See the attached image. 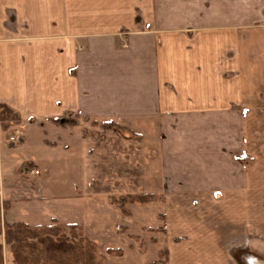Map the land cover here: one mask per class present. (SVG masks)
I'll return each mask as SVG.
<instances>
[{
    "label": "crops",
    "instance_id": "crops-1",
    "mask_svg": "<svg viewBox=\"0 0 264 264\" xmlns=\"http://www.w3.org/2000/svg\"><path fill=\"white\" fill-rule=\"evenodd\" d=\"M6 108L23 127L0 144L9 223L79 224L103 264L253 263L264 0H0ZM33 132L14 189L7 162Z\"/></svg>",
    "mask_w": 264,
    "mask_h": 264
},
{
    "label": "rangeland",
    "instance_id": "rangeland-1",
    "mask_svg": "<svg viewBox=\"0 0 264 264\" xmlns=\"http://www.w3.org/2000/svg\"><path fill=\"white\" fill-rule=\"evenodd\" d=\"M9 117H13L12 121H10L11 118ZM19 125V121L17 120V118H14V116L10 115V111L6 109H2V112H0V144L4 143L6 145H16L19 144L21 142L20 141H13L10 138H12L13 136L16 135V130H21V132H23V127H21ZM105 128H108V126H105ZM111 129H115L114 127L110 126ZM23 136V133H22ZM21 136V137H22ZM32 143L30 144V146H28V148H26L25 150L23 149H16L14 151V153L9 157L8 159V176L9 179L7 181V184L10 186H12L14 189L21 188V181H17V177L15 176V171H13L14 166L17 167L18 164H20V162L24 159L25 155L31 154L32 156L35 155L34 153H37L40 151L39 147V134L37 132H33L32 133ZM0 156H1V152H0ZM17 159L19 160L18 164ZM62 162L58 163V166L62 165ZM28 168H33L32 166H27L25 165L22 168V172L25 169V172L28 170ZM136 169L141 170L142 167H136ZM122 170V168H121ZM121 170L119 168V172L121 173ZM116 171V170H114ZM55 173V172H54ZM22 174V173H21ZM23 177L27 178V176L23 173L22 174ZM55 177H53L52 179L50 178L51 181H58L61 180V176L60 173L55 174ZM29 177V176H28ZM32 177V176H31ZM57 186V185H56ZM55 186V187H56ZM2 200V202H1ZM0 200V243L2 244V248H3V261L4 264H13L14 263V254H13V248L12 245L13 243H9V241L7 240V226L4 222L7 221L6 219V198H5V194H3V198ZM120 199H116L114 201V203H116L118 206L119 203H117V201H119ZM132 200H135L132 198ZM128 200H126L127 202ZM125 202V204H126ZM124 204V206H125ZM121 207V206H120ZM122 208V207H121ZM126 208V206H125ZM123 210V208H122ZM19 212V211H18ZM124 212V211H123ZM5 217V218H4ZM8 222V221H7ZM13 223V222H12ZM9 223V224H12ZM53 223V222H51ZM50 223V224H51ZM61 224V228L60 231H62L65 234V238H62V240L60 241L59 239L57 240H52L49 242H46L45 244L41 243V239L38 236H33L30 238L25 239L24 241V245L26 247L27 250L36 252L38 251L39 248H45V250H57V249H67L69 250L68 255L70 254V251H74L72 256L73 258H71L69 261H72L73 264L75 263H79L81 264L82 262H84V260L82 259V257H79V253L80 249H78V247H84L85 250L88 248V246H93L92 244H90L88 241H92L96 244L97 247L91 248V252L92 250L94 251V256L96 254L97 258H103V256L100 254V247L99 244H97L95 241H93L91 238H89L87 236V233L84 232L83 228L77 227V228H69L67 226H65L66 224L60 222ZM49 233H52V231H49ZM65 239V240H64ZM256 243L254 244L255 247V252H256V257H250L251 260H254L252 264H264V253L263 251H259V250H263L264 249V237H256L255 238ZM245 240V239H244ZM243 240H240V242H242ZM14 243L16 241H13ZM37 255L39 254L36 253ZM76 254V255H75ZM75 255V256H74ZM39 257V256H38ZM29 259H31L32 261H36V263L38 261L36 259H33L32 257H30ZM82 260V261H81ZM59 262L58 260H53V262Z\"/></svg>",
    "mask_w": 264,
    "mask_h": 264
},
{
    "label": "trees",
    "instance_id": "trees-1",
    "mask_svg": "<svg viewBox=\"0 0 264 264\" xmlns=\"http://www.w3.org/2000/svg\"><path fill=\"white\" fill-rule=\"evenodd\" d=\"M30 166L32 164H29ZM152 194H144L142 196H138L141 201L148 200L152 198ZM127 200V197H121L117 203L123 208V211L125 213H128L126 210L124 204ZM53 223H49L48 225H31L29 223L24 222H19L15 221L12 224H9V222H4L7 226V240L9 243H13L12 248H13V254H14V263L13 264H73L71 258H73L72 254L74 251H70V254L68 255L69 250L67 249H57V250H45V248H39L38 251L34 252L27 250L24 241L27 238L33 237V236H38L41 239V243L45 244L46 242L52 241V240H57L59 239L60 241L62 238H65V234L60 231L61 224L57 219L52 220ZM65 226L69 228H77L80 227L82 228L79 224H66ZM49 231H52V233H49ZM65 240V239H64ZM13 241H16L15 243ZM90 244L94 245V247H97L96 244L92 241H88ZM93 246H88V248L85 250L84 247H78L80 249L79 257H82L84 262L81 264H103V258H97L96 254L94 256V251L91 248H94ZM39 254L37 255L36 253ZM76 255V254H75ZM74 255V256H75ZM39 256V257H38ZM32 257L33 259H36V261H32L29 259ZM58 260L59 262L53 260ZM82 261V260H81ZM0 264H4L3 261V248L2 244L0 243ZM79 264V263H75Z\"/></svg>",
    "mask_w": 264,
    "mask_h": 264
},
{
    "label": "built area",
    "instance_id": "built-area-1",
    "mask_svg": "<svg viewBox=\"0 0 264 264\" xmlns=\"http://www.w3.org/2000/svg\"><path fill=\"white\" fill-rule=\"evenodd\" d=\"M21 136H22V132H21V130L19 129V130H16V135L13 136V137L10 138V139L13 140V141H20V139L22 138ZM21 140H22V139H21ZM23 173H24L25 175L31 177V176H34V175H36V174H39V169H37V168H35V167H33V168H28V170H27L26 172H25V169H24ZM2 198H3V188H2V185H1V183H0V200H1ZM1 202H2V200H1Z\"/></svg>",
    "mask_w": 264,
    "mask_h": 264
}]
</instances>
